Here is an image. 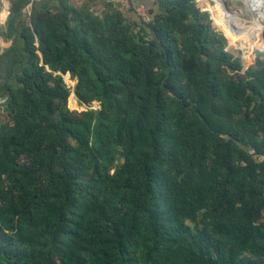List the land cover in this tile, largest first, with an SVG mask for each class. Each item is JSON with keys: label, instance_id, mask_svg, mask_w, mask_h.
<instances>
[{"label": "trees", "instance_id": "trees-1", "mask_svg": "<svg viewBox=\"0 0 264 264\" xmlns=\"http://www.w3.org/2000/svg\"><path fill=\"white\" fill-rule=\"evenodd\" d=\"M9 1L0 264H264V59L203 0Z\"/></svg>", "mask_w": 264, "mask_h": 264}, {"label": "rangeland", "instance_id": "rangeland-1", "mask_svg": "<svg viewBox=\"0 0 264 264\" xmlns=\"http://www.w3.org/2000/svg\"><path fill=\"white\" fill-rule=\"evenodd\" d=\"M244 1L245 0H229L233 11H227L223 4L221 6L222 8L219 9L215 1H212L210 8L211 13L213 14L214 18H216L214 21L215 25L219 30L223 31L229 36L230 43L228 45V49L232 51L235 56L242 58L244 69H247L254 63L256 57L264 59V44L262 43L264 40V34H262L261 29L259 30V26H256L254 23L256 15L251 11V8L249 5H247V2ZM9 7V0H0V50L9 46V43L5 41L3 36V32H5L6 23L10 15ZM98 9L100 8H97L96 10ZM141 9L144 10V8ZM228 12H231L232 14L236 13V16L237 14L240 15L239 22H236L234 19L232 22V24L235 25L234 31L236 33H232L231 29L227 26L228 22L225 20V13ZM239 27H242L243 29ZM64 79L68 87L72 89V95L69 101V107L72 110L83 111L88 109L97 110L101 108V105L98 102H91L89 105H80L79 100L74 92L78 79L71 78L70 74L65 75ZM1 109L2 108H0V110Z\"/></svg>", "mask_w": 264, "mask_h": 264}, {"label": "built area", "instance_id": "built-area-1", "mask_svg": "<svg viewBox=\"0 0 264 264\" xmlns=\"http://www.w3.org/2000/svg\"><path fill=\"white\" fill-rule=\"evenodd\" d=\"M116 1L119 3V5L124 10H129L130 8H132V0H116ZM213 1H215V3H216V0H213ZM245 1L247 2V5H249V7L251 8V11L256 15V19L254 20V23L257 22L259 24V30L261 29L262 34H264V0H245ZM28 9L31 11L30 8H28ZM140 9H141L140 7L136 8L137 14L140 15L144 21H148L149 18L147 16V14L145 13V11L143 9H141V10ZM226 10L227 11H233V9L230 8V5H229V9L226 8ZM225 19H227V18H225ZM227 26H228V28H230L232 30V33H236L234 31L235 30L234 24H231L228 22Z\"/></svg>", "mask_w": 264, "mask_h": 264}, {"label": "bare ground", "instance_id": "bare-ground-1", "mask_svg": "<svg viewBox=\"0 0 264 264\" xmlns=\"http://www.w3.org/2000/svg\"><path fill=\"white\" fill-rule=\"evenodd\" d=\"M216 4H217V7L219 8V9H221L222 7V1L221 0H216ZM224 14V13H223ZM225 18H227V19H225L226 20V22H229V23H231L232 24V22H233V19L236 21V22H239V20H240V15H238L237 14V16H236V13L235 14H232L231 12H228V13H225ZM255 24H256V26H259V24L257 23V22H255ZM239 28H242V27H239ZM243 29V28H242ZM232 31V30H231ZM255 31V30H254ZM257 32V31H256ZM258 33V32H257ZM259 35H260V33H259ZM259 35H257V36H259ZM254 36V35H253ZM257 38V37H256ZM258 39V38H257ZM260 39V38H259ZM255 41V40H254ZM261 41H262V39H261ZM256 42V41H255ZM263 44H264V40H263V42H262ZM264 47V46H263Z\"/></svg>", "mask_w": 264, "mask_h": 264}, {"label": "crops", "instance_id": "crops-1", "mask_svg": "<svg viewBox=\"0 0 264 264\" xmlns=\"http://www.w3.org/2000/svg\"><path fill=\"white\" fill-rule=\"evenodd\" d=\"M114 1V0H113ZM136 3H137V5H138V7H141V8H146L147 6H152L153 5V3H154V0H134ZM205 3H207V5L210 7V5H211V3H212V1L213 0H203ZM228 2H229V0H228ZM229 5H230V8H232L231 7V4L229 3ZM210 10H211V8H210ZM215 20H216V18H215ZM227 35V34H226ZM228 36V35H227ZM228 38H229V36H228ZM229 43H230V41H229ZM241 58V57H240ZM242 59V58H241Z\"/></svg>", "mask_w": 264, "mask_h": 264}, {"label": "water", "instance_id": "water-1", "mask_svg": "<svg viewBox=\"0 0 264 264\" xmlns=\"http://www.w3.org/2000/svg\"><path fill=\"white\" fill-rule=\"evenodd\" d=\"M223 3V5H224V7L225 8H227V9H229V2H228V0H221ZM29 8L31 9V5L29 6Z\"/></svg>", "mask_w": 264, "mask_h": 264}]
</instances>
